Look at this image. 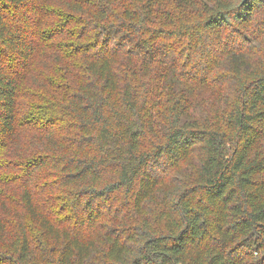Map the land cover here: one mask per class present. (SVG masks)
<instances>
[{
	"label": "trees",
	"instance_id": "16d2710c",
	"mask_svg": "<svg viewBox=\"0 0 264 264\" xmlns=\"http://www.w3.org/2000/svg\"><path fill=\"white\" fill-rule=\"evenodd\" d=\"M0 264H264V0H0Z\"/></svg>",
	"mask_w": 264,
	"mask_h": 264
},
{
	"label": "water",
	"instance_id": "95a60500",
	"mask_svg": "<svg viewBox=\"0 0 264 264\" xmlns=\"http://www.w3.org/2000/svg\"><path fill=\"white\" fill-rule=\"evenodd\" d=\"M246 1H248V0H244V2H246Z\"/></svg>",
	"mask_w": 264,
	"mask_h": 264
}]
</instances>
